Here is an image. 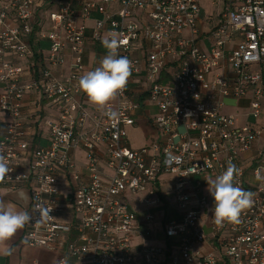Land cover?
Listing matches in <instances>:
<instances>
[{
    "label": "built area",
    "instance_id": "2783aa9c",
    "mask_svg": "<svg viewBox=\"0 0 264 264\" xmlns=\"http://www.w3.org/2000/svg\"><path fill=\"white\" fill-rule=\"evenodd\" d=\"M201 1L0 0V155L9 167L0 183L29 185L24 241L58 251L56 264H264V148L244 157L264 137V0H207L216 9L212 25L201 22ZM32 35L47 41V64L25 80L28 68L13 60L32 59ZM111 39L132 70L126 88L99 109L78 80L86 41ZM141 74L158 137L131 148L126 131L139 102L128 86ZM28 93L55 110L43 120L47 144L32 148L22 115ZM225 97L247 99L253 120L239 124L224 112ZM230 165L253 203L240 223L221 227L208 185ZM67 206L72 223L58 218ZM44 210L50 215L37 223ZM71 230L76 236L64 238Z\"/></svg>",
    "mask_w": 264,
    "mask_h": 264
},
{
    "label": "crops",
    "instance_id": "0c3cea01",
    "mask_svg": "<svg viewBox=\"0 0 264 264\" xmlns=\"http://www.w3.org/2000/svg\"><path fill=\"white\" fill-rule=\"evenodd\" d=\"M201 4V13L200 18L201 22L206 25H212L215 22V6L206 0H202ZM89 26H92V22L88 23ZM34 46V56L32 59H28L26 61H17L14 62L20 63L27 67L28 69L23 73V79L27 80L30 77L31 69L33 66L45 65V59L42 54H45L46 49L48 48L47 41H35V35H32V40L30 41ZM44 43H47V46H44ZM105 51L103 45H96L90 42L89 40L85 43V50L83 53V60L85 63L86 71L85 74L89 71L95 69L98 65L102 53ZM40 53V54H39ZM69 59L67 57V63ZM34 63V64H33ZM30 67V68H29ZM168 76V72L164 71L162 77L166 79ZM3 85L0 83V92ZM145 89L143 74L139 76L132 77L129 81V94L130 97L135 101L139 102V107L135 112V123L132 126H136L141 120L145 122V124H150L149 127L153 128L154 126L151 123L150 118L156 112V107L151 105L145 101L146 94H142L141 92ZM236 107L231 110H225L224 112L233 114L237 118V122L239 124L250 122L252 119L248 114V100L247 99H235ZM224 108V107H223ZM245 111V112H243ZM22 115L24 119V128H25V138L29 142V146L38 147L46 145L48 142V131L46 126L43 124V120L47 118H51L55 115V110L53 107H49V109H45L43 106V100H41L35 93H28L24 95L22 99ZM6 117L3 113L0 112V139H2L6 132ZM130 126V127H132ZM128 127V128H130ZM155 128V127H154ZM180 132L183 131V128L178 126L176 127ZM153 136V135H152ZM158 137V132L152 137V140L148 141V144L155 142ZM128 146H130L129 141L127 140ZM132 148V147H131ZM260 148H264V137H260L253 148L244 154L245 158H251L255 155V151ZM75 160L82 165L84 152L82 149H76L72 152ZM28 157V156H27ZM82 167V166H81ZM246 177L252 180V177L249 172V166L247 167ZM166 189V185H165ZM0 199L6 202H12L17 205V207L21 210H26L30 214V196H29V185L27 183H20L16 187H11L6 184L0 183ZM135 209L140 210L141 207L137 206ZM166 215H169L173 212V208L170 205L164 207ZM59 219L65 222H74V217L72 214V210L70 207H66L62 213L58 216ZM26 225L23 229L19 230L11 241L8 242V248H10V252L6 250H0V264H56L58 259V251H48L41 247H33L28 245L24 241ZM64 238L71 237L74 238L76 236V232L71 230L70 233H65ZM162 233L155 232L153 235V240L157 243L162 241Z\"/></svg>",
    "mask_w": 264,
    "mask_h": 264
},
{
    "label": "clouds",
    "instance_id": "9594fccd",
    "mask_svg": "<svg viewBox=\"0 0 264 264\" xmlns=\"http://www.w3.org/2000/svg\"><path fill=\"white\" fill-rule=\"evenodd\" d=\"M104 46L107 53L100 61V66L82 75L78 80V86L89 102L99 109H105L108 103L126 88L132 70L131 61L118 54V40L104 41ZM237 171L234 165H230L211 181V186L208 185V191L214 199V223L217 226L222 227L226 222L240 223L241 214L252 206V193L235 185ZM8 173V164L4 156L0 155V181H3ZM49 213V210H44L41 220L37 223L46 219ZM31 221L29 212L19 209L12 202L0 199V250L10 252L8 242Z\"/></svg>",
    "mask_w": 264,
    "mask_h": 264
},
{
    "label": "rangeland",
    "instance_id": "374dc122",
    "mask_svg": "<svg viewBox=\"0 0 264 264\" xmlns=\"http://www.w3.org/2000/svg\"><path fill=\"white\" fill-rule=\"evenodd\" d=\"M207 1V0H206ZM44 46H47V43H44ZM43 106L45 109H49L48 102L43 100ZM223 109L231 110L236 107V101L232 97H225L223 99ZM245 112V111H243ZM250 119L249 121H252ZM150 125V124H149ZM148 124H145L143 120H141L136 126H132L127 128V140L132 148H141L148 146V141L152 140V137L157 133V130L153 127H149ZM151 126V125H150ZM153 135V136H152ZM163 241V238H161ZM200 248L205 250V245L201 244Z\"/></svg>",
    "mask_w": 264,
    "mask_h": 264
},
{
    "label": "trees",
    "instance_id": "16d2710c",
    "mask_svg": "<svg viewBox=\"0 0 264 264\" xmlns=\"http://www.w3.org/2000/svg\"><path fill=\"white\" fill-rule=\"evenodd\" d=\"M34 53H36V51L34 50ZM40 54V53H39Z\"/></svg>",
    "mask_w": 264,
    "mask_h": 264
}]
</instances>
